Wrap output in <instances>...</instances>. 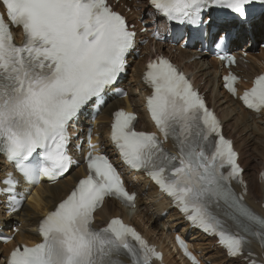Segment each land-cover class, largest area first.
<instances>
[{
	"label": "snow or ice",
	"instance_id": "snow-or-ice-1",
	"mask_svg": "<svg viewBox=\"0 0 264 264\" xmlns=\"http://www.w3.org/2000/svg\"><path fill=\"white\" fill-rule=\"evenodd\" d=\"M150 2L169 19L187 17L192 23L200 21V13L209 5L226 6L234 16L217 21L216 39L221 42L231 38L237 23L249 29L257 22L264 26V0ZM0 5V153L16 161L30 184H39L44 177L55 181L73 164L72 122L126 70L137 34L108 0H0ZM13 26L22 27V44L15 42ZM225 79L235 93L237 77ZM144 80L153 89L147 97L152 118L164 140L175 141L178 152L166 149L155 132L136 131L135 114L119 109L113 113L111 139L124 162L145 170L194 225L218 235L231 256L245 255L249 237L264 246V213L246 201L248 186L238 153L223 136L214 112L165 57L147 64ZM242 99L249 108L264 111V75L256 78ZM91 148L89 174L41 220L43 240L16 246L7 264H128L124 257L130 258V264H153L154 258L163 259L120 217L110 219L105 227L93 226L94 213L105 197L134 204L135 193L125 188L108 156L97 154L95 145ZM234 180L242 191L233 187ZM0 183L6 185L0 187V194H6L13 205L25 198L17 191L21 181L14 173H6ZM180 244L199 264L187 244L183 240ZM247 258L249 264H264L251 250Z\"/></svg>",
	"mask_w": 264,
	"mask_h": 264
},
{
	"label": "bare ground",
	"instance_id": "bare-ground-1",
	"mask_svg": "<svg viewBox=\"0 0 264 264\" xmlns=\"http://www.w3.org/2000/svg\"><path fill=\"white\" fill-rule=\"evenodd\" d=\"M136 2L138 0H133L132 2L136 8H139L140 5L142 6L141 11L136 12L138 19L151 23L154 18L151 14L147 17L148 13L151 12L148 0L141 1L140 5L136 4ZM263 36L264 26L259 22L250 30L245 26H241L236 47H243L250 53L249 57L254 60H257L258 57L264 59V51L261 52L254 49L258 40ZM174 56H176L177 60L184 63L183 60L185 58L196 56V52L181 49ZM144 60L141 59L130 67V79H127L126 85L128 86L129 96L132 101H137L139 97L137 90H142L143 88L141 75L145 66ZM246 66L247 69L245 66L239 68L245 77H248L250 73L259 71L253 62H250ZM187 67L203 90L206 91L208 86L212 85L215 97L210 95V103L220 112L225 122L224 130L234 139L236 147L240 149V160L246 167L245 176L249 183L247 201H249L253 208L264 213L261 210V205L264 202V187L258 181V172L260 167H262L264 159V112L257 115L253 111L246 110L238 99L231 98L221 89V83L217 76L218 65L215 59H208L202 56L201 59L196 60V62ZM120 104H124V102ZM134 106L140 112L138 105L135 104ZM114 108L112 102L106 103L95 122V133L100 134L97 140L102 143L105 142L106 125L112 116L111 112ZM144 119L145 116L141 113L140 121L143 122ZM81 175H83L82 169L76 168L64 179L54 184V186L46 184L37 186L33 195L29 197L27 203L23 204V208L14 218L5 216L4 207L0 206V227H3L7 231H10L13 227H20L24 230L16 236V243L22 241L23 238L36 240V228L39 218L52 209L55 202L63 198L72 189L74 180ZM132 177V174H128L127 181L133 189L139 192V199L137 201V212L131 221L139 225L151 240H154L165 248V258L170 264H182L179 258L170 252L165 242H172L175 233L188 234L189 224L183 217L178 215L175 209L171 208V204L166 202L165 198L158 192L157 187L149 182L147 178L144 179L137 176V181L133 182ZM117 214H119V211L116 209V205L113 201H109L104 209L98 212L97 220H105L109 216ZM166 226L168 227L166 228ZM190 232L187 238L191 240L195 250L200 257H203L207 264H246L241 259H229L225 256L222 249L216 247L214 239L205 236L201 232L194 230ZM13 243L16 244L15 242ZM2 245L0 244V251H8L12 247V244Z\"/></svg>",
	"mask_w": 264,
	"mask_h": 264
},
{
	"label": "rangeland",
	"instance_id": "rangeland-1",
	"mask_svg": "<svg viewBox=\"0 0 264 264\" xmlns=\"http://www.w3.org/2000/svg\"><path fill=\"white\" fill-rule=\"evenodd\" d=\"M141 1H143V2H144V1H146V0H141ZM137 4H138V3H137ZM128 78L130 79V76H129ZM167 227H168V226H166V228H167Z\"/></svg>",
	"mask_w": 264,
	"mask_h": 264
}]
</instances>
